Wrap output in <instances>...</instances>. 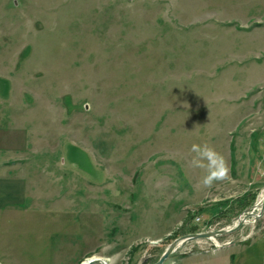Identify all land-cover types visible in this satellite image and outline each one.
I'll return each instance as SVG.
<instances>
[{
  "label": "rangeland",
  "instance_id": "obj_1",
  "mask_svg": "<svg viewBox=\"0 0 264 264\" xmlns=\"http://www.w3.org/2000/svg\"><path fill=\"white\" fill-rule=\"evenodd\" d=\"M16 1L31 42L10 74L38 193L6 242L16 263L154 264L176 239L232 228L259 203L264 42L223 21L264 18V0ZM205 142L230 167L211 188L190 166ZM252 228L264 237V216L216 242ZM260 242L241 244L233 264H264ZM212 244L190 242L164 264Z\"/></svg>",
  "mask_w": 264,
  "mask_h": 264
},
{
  "label": "crops",
  "instance_id": "obj_2",
  "mask_svg": "<svg viewBox=\"0 0 264 264\" xmlns=\"http://www.w3.org/2000/svg\"><path fill=\"white\" fill-rule=\"evenodd\" d=\"M21 17L22 11L18 1L7 3L6 0H0V264H18L15 253L7 250L6 242L19 232L21 217L31 211L32 205L26 206V202L38 200L36 187L33 189L29 185L31 176L25 171L26 164L23 163L21 101L13 96V76L10 74L16 67L14 58L20 57L22 50L30 47L31 42L28 41L26 35L23 36L21 33ZM223 23L239 25L243 28L241 33L247 37L260 31L257 39L264 42V18L257 17L256 20L252 19L238 24L233 21H223ZM254 23L259 24L260 27L251 31L246 30ZM261 51H264V48ZM249 53L248 51L247 54ZM6 58H10L9 74ZM7 83L11 89L8 95ZM6 233L9 234L8 238L4 235ZM251 233H253V228L243 229L238 235L225 241L226 243L240 237L241 240L237 244L222 249L194 253L188 256L189 259H183L182 264H208L214 260H221L222 264H233L234 260H245L235 257L237 254L235 251H240L241 244L249 241L254 244L258 240L264 244L263 233L259 230L252 234L254 236Z\"/></svg>",
  "mask_w": 264,
  "mask_h": 264
},
{
  "label": "water",
  "instance_id": "obj_3",
  "mask_svg": "<svg viewBox=\"0 0 264 264\" xmlns=\"http://www.w3.org/2000/svg\"><path fill=\"white\" fill-rule=\"evenodd\" d=\"M259 209V210H258ZM258 212L256 213V211ZM264 216V197L262 202L256 203L254 206L246 209L243 211V213L238 217L236 224L232 228L228 229H220L215 231H208V232H201V233H191L186 234L178 239H176L174 242H172L169 247L164 251V253L161 255L159 260L154 264H164L179 248L186 246L188 243L206 239L213 241V244L211 246V250H217L226 248L229 246H233L240 242L241 238L237 237L234 240H231L229 242H226L224 244H217L216 238L219 236H226V235H232L241 230L243 226L250 220L254 219V221H258L260 218ZM82 264H107L105 260L100 259H87Z\"/></svg>",
  "mask_w": 264,
  "mask_h": 264
},
{
  "label": "clouds",
  "instance_id": "obj_4",
  "mask_svg": "<svg viewBox=\"0 0 264 264\" xmlns=\"http://www.w3.org/2000/svg\"><path fill=\"white\" fill-rule=\"evenodd\" d=\"M193 154L190 166L193 169H200L205 172L200 183L211 188L216 182H222L230 179V167L225 156L218 152L208 143H193L190 149Z\"/></svg>",
  "mask_w": 264,
  "mask_h": 264
},
{
  "label": "bare ground",
  "instance_id": "obj_5",
  "mask_svg": "<svg viewBox=\"0 0 264 264\" xmlns=\"http://www.w3.org/2000/svg\"><path fill=\"white\" fill-rule=\"evenodd\" d=\"M263 197H264V193H263V194L261 195V197H260L259 204L262 202ZM258 210H259V209H258ZM92 259H100V258L93 257ZM100 260H103V259H100Z\"/></svg>",
  "mask_w": 264,
  "mask_h": 264
},
{
  "label": "trees",
  "instance_id": "obj_6",
  "mask_svg": "<svg viewBox=\"0 0 264 264\" xmlns=\"http://www.w3.org/2000/svg\"><path fill=\"white\" fill-rule=\"evenodd\" d=\"M190 232H196V229H192Z\"/></svg>",
  "mask_w": 264,
  "mask_h": 264
}]
</instances>
